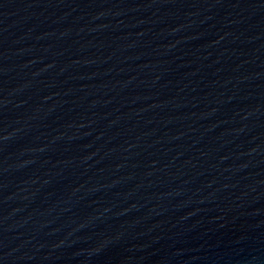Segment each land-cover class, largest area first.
<instances>
[{
	"label": "water",
	"instance_id": "95a60500",
	"mask_svg": "<svg viewBox=\"0 0 264 264\" xmlns=\"http://www.w3.org/2000/svg\"><path fill=\"white\" fill-rule=\"evenodd\" d=\"M0 264H264V0H0Z\"/></svg>",
	"mask_w": 264,
	"mask_h": 264
}]
</instances>
